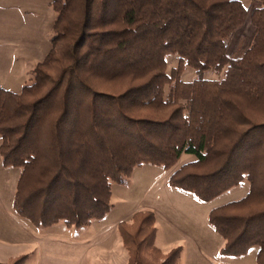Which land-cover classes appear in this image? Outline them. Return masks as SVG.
I'll list each match as a JSON object with an SVG mask.
<instances>
[{"label": "trees", "instance_id": "trees-1", "mask_svg": "<svg viewBox=\"0 0 264 264\" xmlns=\"http://www.w3.org/2000/svg\"><path fill=\"white\" fill-rule=\"evenodd\" d=\"M52 47L20 93L0 88V155L21 169L18 215L38 227L81 228L113 208V184L136 168L174 170L172 187L211 201L222 253L258 247L264 264V0H53ZM250 20V46L228 42ZM178 64L169 70V58ZM191 67L192 81L182 75ZM223 73L221 79L203 74ZM156 215L117 228L128 264H154ZM181 247L164 264H176ZM3 264V263H0ZM10 264H21L16 260Z\"/></svg>", "mask_w": 264, "mask_h": 264}, {"label": "rangeland", "instance_id": "rangeland-1", "mask_svg": "<svg viewBox=\"0 0 264 264\" xmlns=\"http://www.w3.org/2000/svg\"><path fill=\"white\" fill-rule=\"evenodd\" d=\"M53 0H0V88L20 93L30 82L37 64L52 47L57 13ZM246 6L250 0H244ZM255 28L250 20L229 40L230 52L247 49ZM169 70L178 64L168 60ZM223 73L207 71L205 79H221ZM196 77L188 67L182 79ZM1 143V141H0ZM0 155V263L10 264H128L129 253L118 231L122 221L130 222L139 211L156 215L158 254L149 251L154 264H164L173 249L181 247L176 264H256L258 247L241 256L222 253L223 238L209 223L213 208L241 199L248 193L244 181L211 201L178 190L169 183L172 172L195 160L184 154L172 169L145 164L136 168L124 184H113L112 210L100 220L81 228L63 222L38 227L18 215L14 195L21 169L6 167Z\"/></svg>", "mask_w": 264, "mask_h": 264}]
</instances>
